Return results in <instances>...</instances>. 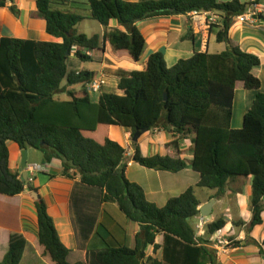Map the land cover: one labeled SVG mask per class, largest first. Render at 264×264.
Listing matches in <instances>:
<instances>
[{"label":"trees","instance_id":"trees-1","mask_svg":"<svg viewBox=\"0 0 264 264\" xmlns=\"http://www.w3.org/2000/svg\"><path fill=\"white\" fill-rule=\"evenodd\" d=\"M13 1L0 0V8L11 3L10 10L19 16ZM75 3L85 5L88 14L77 12L80 9L73 6ZM263 3L264 0H37L36 17L43 18L47 34L61 42L0 38V195L15 197L27 189L39 191L10 169L8 143L14 142L21 151H38L48 164L61 160V177L79 176L85 186L101 190L102 202L117 204L131 222L141 227L134 249L107 245L96 255L98 264H177L178 255L173 261L171 253H177L179 247L184 248V264H200L203 256L216 264V251L203 246L208 243L200 240L191 222L201 213L196 188L171 198L162 208L156 206L147 199L142 186L127 178L126 150L110 139L109 129L129 128L134 136L157 128L178 136L173 142L176 146L180 139H191V165L200 176L197 188L217 191L213 198H219L230 182L250 177L252 221L247 225L248 232L262 225L264 90L254 74L260 60L233 46L229 33L238 16ZM192 12L214 13L221 19L211 31L218 43L227 45L223 52H195L191 58L180 59L169 67L164 53L158 51L149 56L144 71H120L114 83L116 92L105 88L96 101L87 85L99 73L69 71L73 53L77 59L93 63L89 54L105 51L108 45L139 63L147 49L139 23ZM89 19L104 27L102 35L90 37L78 31V25ZM112 22L122 29L111 27ZM64 81L68 89L62 86ZM239 82L257 94L244 116L243 128L235 130L231 127ZM77 86L81 88L76 90ZM134 161L159 172L180 173L188 168L187 161L180 158L144 157L139 147ZM35 205L37 242L43 256L51 264H70V250L60 240L47 203L39 195ZM226 222L222 217L208 223L207 235L225 229ZM234 224L238 227L243 222ZM159 234L166 237L164 262L147 257L145 252L148 245L160 248L155 245ZM24 238L18 234L10 237L9 250L0 264H20L26 246ZM254 242L264 257V241ZM239 245L236 242L234 247Z\"/></svg>","mask_w":264,"mask_h":264},{"label":"crops","instance_id":"crops-1","mask_svg":"<svg viewBox=\"0 0 264 264\" xmlns=\"http://www.w3.org/2000/svg\"><path fill=\"white\" fill-rule=\"evenodd\" d=\"M87 0H79L86 2ZM138 1L141 0H128ZM228 2L231 0H219ZM242 3H249L254 0H239ZM37 0H14L20 13L16 16L9 8H0V38H19V40H33L42 42H61L47 34V23L43 18L36 17ZM80 9L84 15L86 6L77 4L74 6ZM256 7L258 19L254 23H241L234 20L230 28L229 38L235 47L241 48L247 53L254 54L260 60V67L254 70V74L261 80L262 90H264V3ZM84 9V10H83ZM90 20V19H89ZM113 28L122 29L117 22H112ZM147 41V49L141 61L136 63L125 52H115L111 45L105 51H95L90 53L93 63L100 65L99 74L105 73L108 79L110 74L107 71H144L147 60L151 54L158 51L163 52L169 67L174 66L180 59L187 60L195 52H206L218 54L223 52L227 45L218 43L216 35L207 24V15L199 17L197 20L191 16L180 15L171 18H154L138 24ZM97 34L102 35L104 27ZM80 32V31H79ZM177 33V41H170V34ZM82 33V32H80ZM95 35V34H94ZM107 70V71H106ZM113 84L117 81H112ZM256 92L246 90L243 83L236 85L235 102L233 104L232 129H241L244 126V116L247 110L253 105ZM237 105V107H236ZM237 112H236V109ZM110 139L118 142L126 150V160L128 165L126 176L132 181L142 186L149 201L162 208L171 198L182 196L189 188L197 190L198 199L201 202L199 209L215 199L212 214L216 210V216L212 221L224 217L226 227L223 234L240 243L226 253L214 254L216 264H264V257L260 254L259 246L264 241V223L248 232L247 225L252 221L250 199L252 198L251 178H240L230 182L224 194L219 198H213L217 191L209 190L204 197L198 195L197 185L200 176L194 172L191 161L193 159V143L191 139L179 140L178 146L173 142L178 139L171 133L158 130L157 128L143 132L138 140L134 141L132 130L129 128L112 126L109 129ZM10 151V169L14 173L21 171L22 154L20 148L14 142L8 143ZM144 157L154 155L170 156L187 161L188 168L182 172H159L155 169H148L140 166L134 161L136 148ZM32 151L29 156L32 158ZM31 153V154H30ZM41 155V154H40ZM29 164L43 166L42 172L30 173L28 176L30 183L39 191V195L48 205L50 217L53 219L60 240L66 248L70 250L68 261L70 264H98L96 255L107 245L127 246L130 249L136 247L137 237L141 232V227L131 222L115 203L102 202L101 190L98 188L85 186L79 176L75 178L61 177L62 161L54 159L51 164L45 162L41 156L33 155L34 160ZM51 176H54L51 178ZM38 211L35 200L30 190L24 191L18 196L0 195V261L7 254L10 246V237L13 234L23 235L26 240L23 260L28 258L35 261L41 260L43 264H51L43 256V249L38 245ZM264 219V214H263ZM194 227L198 224L199 216L195 217ZM243 222V225L235 226L234 223ZM200 240L205 243L206 248L215 251L212 243V236H208L206 230L196 231ZM166 243L164 234L157 235L155 245L160 248L155 250L153 245L146 248L147 257L164 262V249ZM169 243L168 247H172ZM171 253V259L177 264H184V248L179 247ZM197 260V259H195ZM200 264H211L208 256H203Z\"/></svg>","mask_w":264,"mask_h":264},{"label":"built area","instance_id":"built-area-1","mask_svg":"<svg viewBox=\"0 0 264 264\" xmlns=\"http://www.w3.org/2000/svg\"><path fill=\"white\" fill-rule=\"evenodd\" d=\"M207 15V24L209 25V28L211 29L213 26L220 25L221 19L214 13H197L192 12L189 14L191 18L197 20L199 17ZM258 19V13L256 12V7H250L243 15L238 16L235 20L241 23H254ZM89 54V52H88ZM90 55V54H89ZM107 74L101 73L97 76L96 79H94L89 85H87V89L90 95H101L105 88H109V79L106 76ZM105 83H107V87L105 86ZM43 166L36 164H31L28 167V172L35 173V172H42ZM199 221L198 224L195 226L196 231H203L206 230V227L208 225V218L202 217L201 213L199 215ZM212 243L214 244L213 247L216 251V254L219 255L220 253H226L228 250L232 249L234 247L233 240L230 238H227L223 234V230L217 231L214 235H212Z\"/></svg>","mask_w":264,"mask_h":264},{"label":"rangeland","instance_id":"rangeland-1","mask_svg":"<svg viewBox=\"0 0 264 264\" xmlns=\"http://www.w3.org/2000/svg\"><path fill=\"white\" fill-rule=\"evenodd\" d=\"M76 1H79V0H76ZM142 2L144 1H149V0H141ZM73 6H76V3L73 5ZM101 28H103V26L98 23L97 21H94V20H86L84 22H82L81 24L78 25L77 29L78 31L82 32V33H85L87 34L88 36L92 37L94 34H97L99 33L101 30ZM170 36V41L172 43H175L178 39V35L177 33L173 32L172 34L169 35ZM68 66H69V71L70 72H78V71H84V70H89L90 72H95V71H100V65L98 63H89V62H83L79 59H77L76 57H74V53L71 55L69 61H68ZM107 71V70H106ZM116 72H113V71H107L109 74H110V77L111 79L109 78V80H112V81H116L117 79V76L119 75V70H115ZM109 84H110V87H109V90L110 92H116V88L114 87V84L112 82L109 81ZM62 86L64 87V89H68L66 88V82L64 81ZM105 86L107 87V83H105ZM81 88V86H77L75 87L76 90H79ZM71 89V88H70ZM73 89V88H72ZM92 100L93 101H96L100 95H97V96H94V95H90ZM64 95H60L59 98H63ZM237 107V105H236ZM238 108V107H237ZM236 109V108H235ZM236 112H237V109H236ZM32 158L30 160H34L33 159V155H38V156H41L40 153L38 151H32ZM30 153V154H31ZM37 161V163L39 164L41 161L35 159ZM209 190L207 189H202V188H199L198 190V195L201 196V197H204L206 196L209 192ZM216 216V210L213 214H211L209 217H208V220L209 221H212L214 219V217ZM196 220H192L191 222H194L195 223ZM229 238V237H227ZM231 240H233V244L235 245L236 240L230 238ZM23 264H43L41 260L39 261H35L34 259H31V258H28V260L24 261Z\"/></svg>","mask_w":264,"mask_h":264},{"label":"water","instance_id":"water-1","mask_svg":"<svg viewBox=\"0 0 264 264\" xmlns=\"http://www.w3.org/2000/svg\"><path fill=\"white\" fill-rule=\"evenodd\" d=\"M67 56H69V53H67ZM165 101H168V94H165ZM142 134V133H141ZM141 134H135L134 135V141L135 142H138ZM22 154V159H21V171H22V178L23 180L27 183V185L30 183V179H29V176H28V167H29V150L26 149V150H23L21 152ZM32 197L34 200H38L39 198V195L36 191H33L32 192ZM216 200L213 199L211 200L207 205L203 206L200 208V212H201V216L202 217H205V218H208L211 214H212V209H213V205L215 204Z\"/></svg>","mask_w":264,"mask_h":264}]
</instances>
